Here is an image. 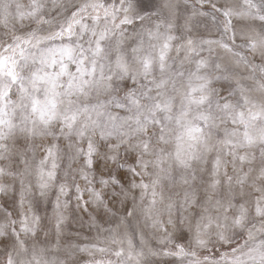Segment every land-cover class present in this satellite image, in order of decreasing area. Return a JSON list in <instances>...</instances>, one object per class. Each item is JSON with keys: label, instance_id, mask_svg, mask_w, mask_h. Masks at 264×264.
Masks as SVG:
<instances>
[{"label": "snow or ice", "instance_id": "snow-or-ice-1", "mask_svg": "<svg viewBox=\"0 0 264 264\" xmlns=\"http://www.w3.org/2000/svg\"><path fill=\"white\" fill-rule=\"evenodd\" d=\"M0 264H264V0H0Z\"/></svg>", "mask_w": 264, "mask_h": 264}]
</instances>
